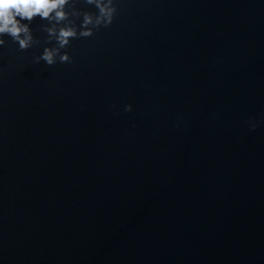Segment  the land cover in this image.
<instances>
[{"label": "water", "instance_id": "1", "mask_svg": "<svg viewBox=\"0 0 264 264\" xmlns=\"http://www.w3.org/2000/svg\"><path fill=\"white\" fill-rule=\"evenodd\" d=\"M117 6L0 49V264H264V0Z\"/></svg>", "mask_w": 264, "mask_h": 264}, {"label": "clouds", "instance_id": "2", "mask_svg": "<svg viewBox=\"0 0 264 264\" xmlns=\"http://www.w3.org/2000/svg\"><path fill=\"white\" fill-rule=\"evenodd\" d=\"M77 3L78 0H0V49L8 42L6 37L18 45L19 51L31 48L37 42L32 24L39 17L49 22L44 31L56 44L44 47L34 62L43 61L48 66L71 63L73 58L67 49L72 40L91 37L101 27L111 26L118 12L117 0H85L95 11L78 8ZM72 17L80 18L79 24ZM123 111L132 112L133 105H124ZM247 123L250 130L259 127L254 119Z\"/></svg>", "mask_w": 264, "mask_h": 264}]
</instances>
